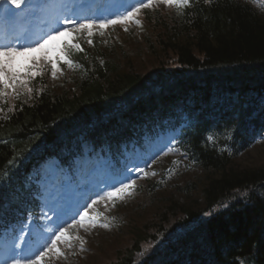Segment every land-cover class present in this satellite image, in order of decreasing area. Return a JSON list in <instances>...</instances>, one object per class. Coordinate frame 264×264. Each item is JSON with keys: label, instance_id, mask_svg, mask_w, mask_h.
Instances as JSON below:
<instances>
[{"label": "trees", "instance_id": "1", "mask_svg": "<svg viewBox=\"0 0 264 264\" xmlns=\"http://www.w3.org/2000/svg\"><path fill=\"white\" fill-rule=\"evenodd\" d=\"M139 20L141 32L109 46L115 50L80 56V69L62 82L33 78L31 92L17 87L14 103L12 89L0 96V231L31 203L23 184L33 147L91 122L94 133H111L97 122L139 88L133 113L141 114L128 137L167 119L198 172L168 188L138 182L133 205L114 202L108 227L95 229L105 239L97 254L75 264H264V160L239 156L244 136L262 126L251 119L264 123V9L191 0L180 10L144 8ZM151 78L158 90L146 88ZM201 115L202 127L192 119Z\"/></svg>", "mask_w": 264, "mask_h": 264}, {"label": "snow or ice", "instance_id": "2", "mask_svg": "<svg viewBox=\"0 0 264 264\" xmlns=\"http://www.w3.org/2000/svg\"><path fill=\"white\" fill-rule=\"evenodd\" d=\"M160 2L172 7H176L177 10L183 9L190 5L191 0H160ZM13 3L16 4L17 7L20 6L21 0H13ZM153 6V0H138V3L135 7L132 8V11L127 12L126 15L118 17L116 20H109L106 23H101L99 25L100 28H104L107 24H117V23H125L128 20L135 19L141 9L150 8ZM139 23V20L136 21ZM65 23L76 25V22L70 19H66ZM92 23L85 22L77 25L73 28H64L63 30L54 31L52 34H49L46 39H43L42 42H38L36 47L34 48H16L12 46L0 47V96L7 95L5 89H12L13 92H16L17 87H23L26 91L31 92L32 89L28 87V78H31L37 75L36 72L32 71V68H38L39 64L37 61L40 58L32 57L33 63L25 68L22 65L17 64V57H26L28 54L37 52L40 50H44L43 59L46 60L49 64H51L52 75L55 76L60 68L58 66L59 61H63L65 64L72 66L73 61L69 58L70 50L72 48L80 49L79 44L73 43V33L79 32L82 29H91ZM89 35L91 32L89 31ZM66 38L61 41V38ZM91 43V41H89ZM18 95L19 93L16 92ZM212 137H209L211 140ZM140 171H143L142 169ZM146 176L147 173H144ZM136 184L135 180H130L129 183H122L120 187H114L112 191H109L106 195L109 200L114 197H122L126 194L130 189L134 188ZM103 199V197H101ZM97 201H93L92 205H89L88 208H91L95 205ZM88 208L85 209L83 213L80 214L79 223H83L85 218L88 216ZM104 227H108L107 224ZM67 229H61L59 233L56 234L55 239L52 240L51 245L41 251L38 256L34 260H30L29 264H38L42 258L47 255L48 252L52 251L56 248L57 241L61 240L65 237V233ZM79 238V237H78ZM57 251H59L57 249Z\"/></svg>", "mask_w": 264, "mask_h": 264}, {"label": "rangeland", "instance_id": "3", "mask_svg": "<svg viewBox=\"0 0 264 264\" xmlns=\"http://www.w3.org/2000/svg\"><path fill=\"white\" fill-rule=\"evenodd\" d=\"M145 2H147V0H145ZM136 3H138V0H136ZM135 3L133 2V4L129 3V8H131V6H133ZM43 14H45L44 11H42ZM58 13H60V11L58 10ZM92 27H95L97 24L95 23L92 24ZM134 56V55H133ZM124 57H126L124 55ZM132 57V56H131ZM131 59V58H130ZM17 64H18V58H17ZM19 65V64H18ZM75 93V92H74ZM164 140H166L165 138H163ZM169 140H171V137L168 136L167 138ZM146 144L147 147L149 149H151V152L149 153V157L148 159L146 158V162L147 160H149V162L155 157V154L157 152V150L161 151L162 149L160 148V146L158 145L156 148H154L152 145H154L156 143V141H148L146 140ZM85 151H88V148L85 147L84 148ZM87 153V152H86ZM135 156H142V155H137L136 153L132 156L131 151L127 150L126 154H125V158L126 161L128 162V164L131 166V168L127 169V171H125L123 176H116L114 177L112 182H103L101 186L98 185V183L96 182V177L93 174L95 173L93 170V168H89L91 166V164L89 165V162L86 163V160L89 161V158L85 160V157H83L84 160H79L78 159L75 161V170L73 175H75V177H78V181L79 184L84 185V188L86 190H91V187L93 189L96 188H101L102 192H109L112 191L113 188L117 185V183L121 182V181H125V179H127V177L132 176L136 171H140L141 169L144 170L145 169V164L140 162V161H136L134 162L133 159L135 158ZM133 157V158H130ZM244 159L243 161H252V162H259L264 160V149L262 147H260L259 149H252L248 155H243L242 156ZM97 159V158H96ZM80 167L82 168V172L79 174V169ZM38 176H39V188H41V196L43 199V210H45L46 212V216L44 214V220H47V216L50 215L51 211L48 210V206L46 203V199H44V195L47 193V191H45V189L47 188V184L50 183V180H56L57 178H62V177H66L65 174H60L57 171V162H55L54 160H50L45 162V164L39 169V171L37 172ZM97 175V174H96ZM88 177L87 182H85L86 177ZM53 185V184H52ZM92 196L90 197L89 200H92ZM90 202V201H89ZM73 204V202H72ZM134 209L129 208V212L132 213ZM62 229H71V231H73V235H75L76 238V242L78 243L77 246V254L80 255L81 257L85 256V254H83L84 252V247L86 246V244L89 243L86 242V240H89L88 236V229L85 226H81L79 223H74L71 220L64 224ZM43 237L42 240H40V238L37 239V241L34 242V244L32 246L29 245L28 241L25 242L24 239H26L24 237L21 236L19 238V245H20V249H21V256H23V258H25V260H34L36 258V256H38L40 254L41 251H44V249L48 248L51 245V242L53 239H55L56 234L59 233L58 231H56L53 227V221H51V219H48V227L45 228L44 232H43ZM79 237V238H78ZM91 239V238H90ZM114 238H109L110 240H113ZM120 239L122 240V237H120ZM104 238L100 235L96 236L95 238H93V240L90 243V247H91V251L90 254H97L96 252L99 251V249H96L94 251V249L98 246V243H103L104 242ZM11 244H8L6 248L2 249L0 251V264H8L11 261ZM94 251V253H93ZM51 252V251H50ZM54 254V251L52 252V255ZM50 256V253L48 252L47 255H45L42 260H40L38 262V264H45L50 262V260L54 257L52 256L51 259L48 261ZM87 258H85L83 261H85Z\"/></svg>", "mask_w": 264, "mask_h": 264}]
</instances>
